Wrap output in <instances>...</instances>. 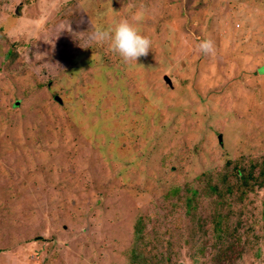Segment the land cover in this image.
Wrapping results in <instances>:
<instances>
[{
    "label": "rangeland",
    "instance_id": "374dc122",
    "mask_svg": "<svg viewBox=\"0 0 264 264\" xmlns=\"http://www.w3.org/2000/svg\"><path fill=\"white\" fill-rule=\"evenodd\" d=\"M263 174L264 0H0V264H264Z\"/></svg>",
    "mask_w": 264,
    "mask_h": 264
},
{
    "label": "clouds",
    "instance_id": "9594fccd",
    "mask_svg": "<svg viewBox=\"0 0 264 264\" xmlns=\"http://www.w3.org/2000/svg\"><path fill=\"white\" fill-rule=\"evenodd\" d=\"M148 10L137 9L131 19H122L108 27H97L90 35V43L107 45L109 50L119 56L126 64H136L140 57L147 56L152 41L141 33L139 25L147 18ZM71 32L70 25L67 28ZM187 44L188 42L185 41ZM198 52L205 56H215L216 47L211 39L202 40L196 45Z\"/></svg>",
    "mask_w": 264,
    "mask_h": 264
},
{
    "label": "trees",
    "instance_id": "16d2710c",
    "mask_svg": "<svg viewBox=\"0 0 264 264\" xmlns=\"http://www.w3.org/2000/svg\"><path fill=\"white\" fill-rule=\"evenodd\" d=\"M236 173H237L236 175H238V177H239V181H240L239 183L240 184H241V182L243 183V184H241L242 186H238L241 188V190H242L241 192H243V189L246 190V186L248 184V181L253 180L252 179V173L250 171H248L246 173L245 172L242 173V172L238 171ZM262 176H264V174Z\"/></svg>",
    "mask_w": 264,
    "mask_h": 264
}]
</instances>
